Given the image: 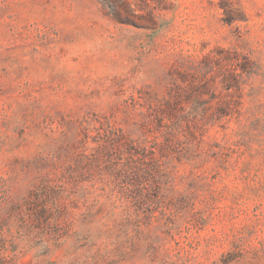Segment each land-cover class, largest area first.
Masks as SVG:
<instances>
[{
    "label": "rangeland",
    "instance_id": "374dc122",
    "mask_svg": "<svg viewBox=\"0 0 264 264\" xmlns=\"http://www.w3.org/2000/svg\"><path fill=\"white\" fill-rule=\"evenodd\" d=\"M0 264H264V0H0Z\"/></svg>",
    "mask_w": 264,
    "mask_h": 264
}]
</instances>
